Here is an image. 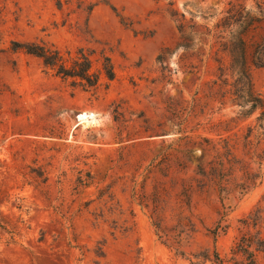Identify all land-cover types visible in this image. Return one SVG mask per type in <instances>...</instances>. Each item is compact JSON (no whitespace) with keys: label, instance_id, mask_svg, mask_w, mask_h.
<instances>
[{"label":"rangeland","instance_id":"1","mask_svg":"<svg viewBox=\"0 0 264 264\" xmlns=\"http://www.w3.org/2000/svg\"><path fill=\"white\" fill-rule=\"evenodd\" d=\"M227 1L0 0V264L240 259L231 250L254 232L244 222L256 210L264 217V131L257 112L240 119L207 97L209 39L190 33L210 29ZM256 1L243 5L252 11ZM180 25L186 49L176 47ZM10 42L93 51V69L101 52L114 78L95 95L72 89ZM250 80L264 100V67ZM218 161L178 208L180 180ZM183 215L195 232L178 254L152 222L168 229Z\"/></svg>","mask_w":264,"mask_h":264},{"label":"trees","instance_id":"2","mask_svg":"<svg viewBox=\"0 0 264 264\" xmlns=\"http://www.w3.org/2000/svg\"><path fill=\"white\" fill-rule=\"evenodd\" d=\"M243 1L228 0L226 8L218 13L219 18L210 29L192 25L191 28L194 27V30L190 33L196 36L200 43L205 41L204 38L209 39V59L215 65V75L207 86V97L217 102L219 106L227 103L229 106L236 107V116L240 119H246L257 112L254 119L255 127L264 131V100L255 92L250 80L252 68L264 67V0H257L252 11L245 8ZM178 32L181 42L176 47L188 48L191 39L189 35L184 34L182 25L179 26ZM8 50L21 51L37 58L44 70L53 77L68 82V86L72 89L77 88L82 92H90L92 95L97 94L99 90H105L114 78L110 58L101 52L95 60L97 67L93 69L91 60L93 51L82 48L74 52H60L53 46L43 43L10 42ZM2 52L3 49L0 47V53ZM163 61L164 56L159 55L157 62L162 64ZM251 130L247 128L248 135L245 138H248ZM210 163L208 162L207 165ZM221 167L222 163L218 161L211 164L206 172L201 166L196 165L194 175L199 178L181 179L178 185L179 191L176 194L179 200L178 208L184 206L188 209L189 196L193 189L192 182L195 183L196 188L203 187L209 181L212 171H217ZM252 179L250 178L249 181H253ZM247 220L244 225L250 226L254 232H247L240 236L231 250L232 256L238 255L240 259L234 261L231 258L228 264H258L256 254H260L261 264H264V217L260 218L259 211L256 210L255 214L249 215ZM152 227L157 237L163 243L174 246L178 254H181L179 248L195 232V225L191 222L190 216L184 215L180 217L176 225L168 229L161 228L157 222H152ZM218 229H221L219 222L212 230V234H216ZM212 263L225 264L215 252H213Z\"/></svg>","mask_w":264,"mask_h":264},{"label":"bare ground","instance_id":"3","mask_svg":"<svg viewBox=\"0 0 264 264\" xmlns=\"http://www.w3.org/2000/svg\"><path fill=\"white\" fill-rule=\"evenodd\" d=\"M89 114V113H88ZM91 114V113H90ZM85 119V118H84ZM94 122L93 116L92 115H88V117H86L84 124H88V123H92Z\"/></svg>","mask_w":264,"mask_h":264}]
</instances>
